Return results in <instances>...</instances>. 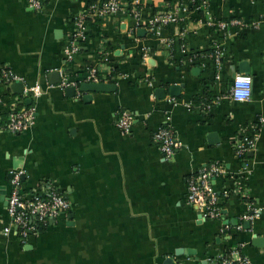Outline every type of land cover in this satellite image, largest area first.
Returning a JSON list of instances; mask_svg holds the SVG:
<instances>
[{
	"label": "crops",
	"instance_id": "1",
	"mask_svg": "<svg viewBox=\"0 0 264 264\" xmlns=\"http://www.w3.org/2000/svg\"><path fill=\"white\" fill-rule=\"evenodd\" d=\"M90 1L52 0L36 12L28 0H0V73L20 78L1 88L0 124L11 107L35 109L26 132H0V264H209L232 250L264 264V0H193L188 14L179 8L189 0H141L138 18L128 7L89 16L69 59ZM170 13L176 24L148 31L150 20ZM209 19L246 27L222 33ZM91 71L113 89L81 92L82 83H96L87 81ZM236 74L253 78L247 102L229 98ZM35 85L41 97L28 92ZM121 110L135 116L130 135L117 128ZM166 125L182 143L171 159L154 142ZM254 131L255 151L239 157L236 142ZM211 164L225 170L212 181L218 220H205L187 201L189 182ZM18 170L25 194L53 182L72 204L27 240L3 232ZM253 212L252 222L242 221Z\"/></svg>",
	"mask_w": 264,
	"mask_h": 264
},
{
	"label": "built area",
	"instance_id": "2",
	"mask_svg": "<svg viewBox=\"0 0 264 264\" xmlns=\"http://www.w3.org/2000/svg\"><path fill=\"white\" fill-rule=\"evenodd\" d=\"M50 1L52 0H28V6L33 11L41 12ZM204 3H202V7H205L206 3ZM195 4V1L189 0L188 3L181 5L179 11L188 14L189 6ZM140 6L141 0H94L90 4L88 11L82 14L76 21V30L69 52V59H72L78 52V41L86 35V19L89 16L97 18L113 16L122 11L124 7H128L130 13L135 18H138ZM178 20L177 13L160 14L148 22L147 29L152 34L159 35L165 27L176 24ZM207 25L222 33H227L231 29L242 30L246 27V24L240 19H230L227 21L209 19ZM214 58L218 64V68H221L222 52L220 48L217 49ZM19 80L20 78L14 75L11 70H1L0 91L1 88L9 87ZM87 81L99 82L95 71L88 73ZM63 86H69L67 79L63 82ZM27 90L36 98L41 97L43 93L40 85L32 86ZM252 95V76L248 74H236L230 89L229 98L235 102H247L251 99ZM221 101L222 98H219L203 105L206 109L210 110L214 106H218ZM2 102L3 100L0 97V104ZM187 106L190 109L194 108L191 104ZM134 121L135 116L129 110H121L118 113L117 128L122 134L130 135ZM34 123V107L20 109L19 106L11 107L8 120L4 124H0V132L22 134L29 130ZM262 124H264V118L260 120V125ZM256 138L257 132L255 134H244L235 144L237 155L243 157L255 151ZM154 142L167 159L174 157L175 153L182 147V143L176 138L174 130L169 125L163 126L156 132ZM224 173L225 170L222 165L211 164L209 167L201 170L188 184L187 201L205 220H218L221 217L220 197L213 190L212 181ZM24 174L23 170L15 171L12 174L10 195L6 209L9 221L3 232L5 236H9L15 232L22 240H27L31 235L37 234L41 227L46 226L50 221L56 220L61 215L67 213L71 209L72 204L53 182H46L39 192L25 194L23 192ZM225 195L227 196V194ZM256 217L257 212L248 213L242 217V221L252 222ZM239 229H242V226H239ZM209 264H251V262L248 258L240 256L237 251L232 250L230 253L220 255L215 260H211Z\"/></svg>",
	"mask_w": 264,
	"mask_h": 264
},
{
	"label": "water",
	"instance_id": "3",
	"mask_svg": "<svg viewBox=\"0 0 264 264\" xmlns=\"http://www.w3.org/2000/svg\"><path fill=\"white\" fill-rule=\"evenodd\" d=\"M242 72L243 73H248L249 72V68L247 66L246 63H243L242 65ZM52 76H57V74H52ZM114 85H111V84H106V83H82L80 85V90L81 92H106V91H111V89H113ZM68 92H72V94L74 93L75 89L74 88H70V89H67ZM171 91L175 92L173 95H177V93L179 92V87L178 86H173L171 88ZM74 95V94H73ZM165 264H174V261L169 258Z\"/></svg>",
	"mask_w": 264,
	"mask_h": 264
},
{
	"label": "trees",
	"instance_id": "4",
	"mask_svg": "<svg viewBox=\"0 0 264 264\" xmlns=\"http://www.w3.org/2000/svg\"><path fill=\"white\" fill-rule=\"evenodd\" d=\"M93 1H94V0H91V1H90V4L93 3ZM210 101H212V100H209L208 102H210Z\"/></svg>",
	"mask_w": 264,
	"mask_h": 264
}]
</instances>
